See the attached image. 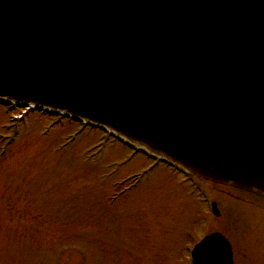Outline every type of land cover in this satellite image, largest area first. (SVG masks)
<instances>
[{
	"label": "water",
	"instance_id": "water-1",
	"mask_svg": "<svg viewBox=\"0 0 264 264\" xmlns=\"http://www.w3.org/2000/svg\"><path fill=\"white\" fill-rule=\"evenodd\" d=\"M0 104L264 198V0H0ZM193 259L232 248L216 233Z\"/></svg>",
	"mask_w": 264,
	"mask_h": 264
},
{
	"label": "rangeland",
	"instance_id": "rangeland-1",
	"mask_svg": "<svg viewBox=\"0 0 264 264\" xmlns=\"http://www.w3.org/2000/svg\"><path fill=\"white\" fill-rule=\"evenodd\" d=\"M12 109L20 122L0 105V135L8 137H0V264H191L187 249L218 231L235 264L264 263L257 200L201 179L221 210L215 217L170 167L142 154L130 160L126 146L103 143L97 130L78 132L76 122L57 118L46 131L48 115ZM11 124L20 125L16 136ZM135 174L140 183L111 198L135 185L127 178Z\"/></svg>",
	"mask_w": 264,
	"mask_h": 264
},
{
	"label": "flooded vegetation",
	"instance_id": "flooded-vegetation-1",
	"mask_svg": "<svg viewBox=\"0 0 264 264\" xmlns=\"http://www.w3.org/2000/svg\"><path fill=\"white\" fill-rule=\"evenodd\" d=\"M258 201V200H257ZM260 203V208L264 210V202L258 201ZM230 208H228V211L230 212ZM264 264V263H263Z\"/></svg>",
	"mask_w": 264,
	"mask_h": 264
},
{
	"label": "trees",
	"instance_id": "trees-1",
	"mask_svg": "<svg viewBox=\"0 0 264 264\" xmlns=\"http://www.w3.org/2000/svg\"><path fill=\"white\" fill-rule=\"evenodd\" d=\"M61 121H64V120H61Z\"/></svg>",
	"mask_w": 264,
	"mask_h": 264
}]
</instances>
